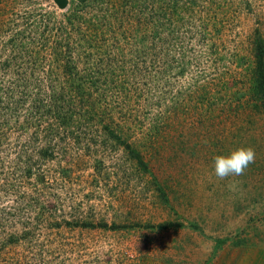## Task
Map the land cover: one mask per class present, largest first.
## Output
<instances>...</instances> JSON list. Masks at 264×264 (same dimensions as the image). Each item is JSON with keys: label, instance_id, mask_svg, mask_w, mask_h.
<instances>
[{"label": "rangeland", "instance_id": "obj_1", "mask_svg": "<svg viewBox=\"0 0 264 264\" xmlns=\"http://www.w3.org/2000/svg\"><path fill=\"white\" fill-rule=\"evenodd\" d=\"M259 40L264 0H0V264L264 263Z\"/></svg>", "mask_w": 264, "mask_h": 264}, {"label": "clouds", "instance_id": "obj_2", "mask_svg": "<svg viewBox=\"0 0 264 264\" xmlns=\"http://www.w3.org/2000/svg\"><path fill=\"white\" fill-rule=\"evenodd\" d=\"M254 162V150L252 148H240L227 157L221 155L214 158V175L220 180L230 176H240Z\"/></svg>", "mask_w": 264, "mask_h": 264}, {"label": "crops", "instance_id": "obj_3", "mask_svg": "<svg viewBox=\"0 0 264 264\" xmlns=\"http://www.w3.org/2000/svg\"><path fill=\"white\" fill-rule=\"evenodd\" d=\"M212 252H213L212 249L208 250L205 256L206 258L204 256L203 257L192 256L191 258L187 259L185 262H182V264H264V263H260L261 256L258 255L259 254L258 251H256L255 255L253 254V252H251V257H247V258L242 256L243 251L238 248L224 247L214 252L211 256H208ZM193 253L197 254V252L194 251L192 253H189V256H191Z\"/></svg>", "mask_w": 264, "mask_h": 264}, {"label": "trees", "instance_id": "obj_4", "mask_svg": "<svg viewBox=\"0 0 264 264\" xmlns=\"http://www.w3.org/2000/svg\"><path fill=\"white\" fill-rule=\"evenodd\" d=\"M255 59L257 62V84H258V89L264 94V48L260 40L258 41V46L255 48ZM58 104V99L53 98V100L50 102L49 108H44L41 110H38L39 114L44 113L43 115H46L48 113H58L57 110H60L61 108L57 107ZM57 109V110H55ZM42 116V115H40ZM51 117H54V114L50 115ZM57 118H59V115H56ZM62 122L67 121L65 117H62L61 119ZM115 228V227H112Z\"/></svg>", "mask_w": 264, "mask_h": 264}]
</instances>
